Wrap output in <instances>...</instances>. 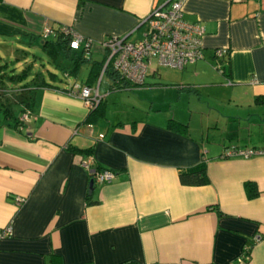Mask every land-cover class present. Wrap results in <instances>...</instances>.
Masks as SVG:
<instances>
[{
    "label": "crops",
    "instance_id": "0c3cea01",
    "mask_svg": "<svg viewBox=\"0 0 264 264\" xmlns=\"http://www.w3.org/2000/svg\"><path fill=\"white\" fill-rule=\"evenodd\" d=\"M166 1L0 0V36L22 40L69 25L91 40L83 78L61 71L65 82L36 89L23 125L0 124V230L10 227L0 264H264V152L222 154L264 149V0H183L184 18L203 26V55L181 68L151 62L137 87L162 89L164 100L169 90L210 99L198 128L173 112L88 124L89 108L68 93L98 60L94 46L103 56L105 37H141L142 20ZM215 48L225 50L221 59ZM109 84L101 72L89 83L103 98L117 90ZM87 159L90 169L114 173L92 180L90 192ZM201 160L208 181L181 183L178 171Z\"/></svg>",
    "mask_w": 264,
    "mask_h": 264
},
{
    "label": "built area",
    "instance_id": "2783aa9c",
    "mask_svg": "<svg viewBox=\"0 0 264 264\" xmlns=\"http://www.w3.org/2000/svg\"><path fill=\"white\" fill-rule=\"evenodd\" d=\"M183 0H167L155 6L142 20L144 30L141 37L129 38L126 35H109L101 41L104 48V61L101 65L102 73L109 62L120 76L130 83L139 85L143 82L151 62L158 65L181 68L200 58L202 53L201 35L203 26L198 22H191L184 18L182 9ZM69 32L71 38L69 47L78 48L83 42L84 36L75 32L71 27H62ZM50 31L49 27H43V34ZM88 40H90L88 38ZM225 50L215 48L213 54L217 59L222 58ZM68 93L80 97L88 108L93 107L104 94L98 92L97 87L86 83L73 82ZM29 112L23 111L19 119L27 121ZM253 152H264V149L229 148L223 151V155L247 156ZM83 165L89 168L90 160ZM90 169V168H89ZM91 179L95 182H106L113 178V171L107 168L90 169ZM23 199H18L21 202ZM10 227L5 226L0 230V236L7 235ZM175 264V263H172Z\"/></svg>",
    "mask_w": 264,
    "mask_h": 264
},
{
    "label": "trees",
    "instance_id": "16d2710c",
    "mask_svg": "<svg viewBox=\"0 0 264 264\" xmlns=\"http://www.w3.org/2000/svg\"><path fill=\"white\" fill-rule=\"evenodd\" d=\"M69 25H55L50 26V31L43 34L42 29L37 34L40 36V47L47 56V61L53 66L67 72L68 75H76L79 66L89 60V50L91 40L83 37L82 43L78 48L69 47L68 43L71 38L69 32L63 31L62 27ZM33 33L29 35V39H33ZM221 59V58H220ZM104 61L103 56L99 60H90V66L84 81L89 84L100 72L101 65ZM41 67L35 66L34 59L28 62H23L19 70H14V65H10L9 61L0 62V124L8 126H21L24 121L19 119V115L23 111L31 113V108L34 103L35 91L43 86H55L57 73L50 68L44 69V64L40 62ZM110 78L109 90L132 88L144 84V80L139 85L130 83L128 80L119 75V73L112 68L108 62L103 72ZM226 75V74H225ZM145 78V77H144ZM160 83V82H153ZM262 96H256L254 101L261 100ZM105 115V98L99 101L91 108L88 109L83 122L94 123L99 118ZM169 125L175 130L186 132V124L184 122L171 120ZM71 149L83 153L91 150V146L86 148H77L70 146ZM95 169V168H94ZM96 170V169H95ZM178 179L184 184H203L208 181L205 171L204 161H199L196 164L180 169L178 171ZM252 183L245 182V186L250 188Z\"/></svg>",
    "mask_w": 264,
    "mask_h": 264
},
{
    "label": "rangeland",
    "instance_id": "374dc122",
    "mask_svg": "<svg viewBox=\"0 0 264 264\" xmlns=\"http://www.w3.org/2000/svg\"><path fill=\"white\" fill-rule=\"evenodd\" d=\"M15 36H0V62L9 61L10 65H14V70L17 71L21 67L23 62H28L32 58L34 59L35 66L41 67L40 62L44 64L45 68L53 69L57 73V82H65L61 69L53 66L47 61V56L40 47V36L34 35L33 39H29V36L21 38L22 40H16ZM91 56L94 59H100L102 57V51L97 47L91 49ZM88 68V62H83L79 66V70L76 75H71L69 79H81L85 76ZM164 69L169 77L174 75V71L170 68L160 67ZM106 80L103 76V81ZM136 87L123 88L117 90H111L108 92L106 99V118L114 120L118 116L127 117L130 115L145 116L146 114L150 118L159 117L165 113L173 112L176 115L181 116L183 119L190 118V125L198 128V124L201 120H205L210 114L209 108L213 106V103L209 99H198L196 94H188L182 92L177 97L174 90H169L164 96L167 99H162V89L149 88L138 89ZM136 89V90H135ZM138 89V90H137ZM168 91V90H165ZM150 99H153L151 106L148 107ZM212 131V130H211ZM208 131L211 136L207 140L215 142L218 133ZM221 136V134L219 133ZM205 139V137H204Z\"/></svg>",
    "mask_w": 264,
    "mask_h": 264
},
{
    "label": "water",
    "instance_id": "95a60500",
    "mask_svg": "<svg viewBox=\"0 0 264 264\" xmlns=\"http://www.w3.org/2000/svg\"><path fill=\"white\" fill-rule=\"evenodd\" d=\"M92 188V179L88 181V191L90 192Z\"/></svg>",
    "mask_w": 264,
    "mask_h": 264
}]
</instances>
